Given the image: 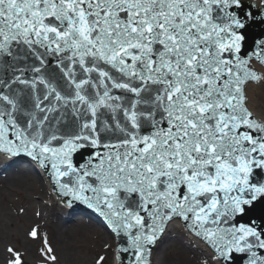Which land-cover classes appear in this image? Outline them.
I'll return each instance as SVG.
<instances>
[{"label": "snow or ice", "instance_id": "6c2138e0", "mask_svg": "<svg viewBox=\"0 0 264 264\" xmlns=\"http://www.w3.org/2000/svg\"><path fill=\"white\" fill-rule=\"evenodd\" d=\"M257 20L264 0H0V159L27 156L98 213L119 264H153L175 220L210 250L201 264H264Z\"/></svg>", "mask_w": 264, "mask_h": 264}, {"label": "rangeland", "instance_id": "374dc122", "mask_svg": "<svg viewBox=\"0 0 264 264\" xmlns=\"http://www.w3.org/2000/svg\"><path fill=\"white\" fill-rule=\"evenodd\" d=\"M256 90L257 101L264 111V81L263 85H259ZM33 178L29 189L15 190L11 188L10 192H5L6 195L0 192V202L3 198L0 211L5 215L6 221V226L0 233V247L4 252V258L0 264H10V261L14 259V253L20 254L22 264H66L62 260L60 249L68 244L78 255L79 264H96V259L101 255L105 258L104 264H114L117 254L116 238L109 234L101 226L99 220L96 221L95 217L80 215L74 213V209L61 207V204H58L47 192L45 183L41 181L42 178L36 177V173ZM33 178L31 177V179ZM2 182L0 181V191L3 189ZM45 204L57 205V212L61 213L64 218L70 216L71 219L67 218V220L75 224L59 241L54 238L56 234L53 230L47 229L46 225L45 228H41V223L44 222L40 219V214L46 213L43 208ZM30 218L34 222H30L28 220ZM81 218L85 221L78 220ZM82 224L86 225L85 228H89V232L81 229L83 228ZM33 228L38 230V236L35 239L30 236ZM79 233H83V236L80 237ZM45 240L47 244H45ZM48 246L53 249L51 255L56 256L55 261H51L43 255V250ZM9 249L13 251L9 252ZM189 259L192 261L191 257ZM202 260H204L202 257L197 261L193 259L196 264H201Z\"/></svg>", "mask_w": 264, "mask_h": 264}, {"label": "bare ground", "instance_id": "6f19581e", "mask_svg": "<svg viewBox=\"0 0 264 264\" xmlns=\"http://www.w3.org/2000/svg\"><path fill=\"white\" fill-rule=\"evenodd\" d=\"M257 88L258 86L247 87L246 93L248 96L250 109L254 112V115L260 116V115H264V111L262 110L261 106L257 101V90H256ZM14 159L10 160V162H8L6 165H0V179L1 181H3L2 182L3 189L0 192H3L4 195H6L5 192H10L11 188L15 190L29 189L31 185V181L34 180L33 178L34 172L31 169L16 167L20 163L18 162V164L16 165L17 162ZM8 166L10 167L13 166L14 169L19 168V170L16 173L15 171L14 172L12 171L10 173V168H8ZM31 177L33 179H31ZM41 181L45 182L43 178L41 179ZM46 190L47 192L51 191V193H53V196L60 198L58 192L55 190L52 191V187L50 188L49 184L46 185ZM56 201H58V203L60 204V201L58 199H56ZM1 202H0V207H1ZM43 208L46 213L40 214V219L44 222L41 223V228L42 229L45 228L46 225L47 229L53 230L54 233L56 234L54 238L57 241H59L61 237H63L69 232L68 230H71V228L74 227L75 224L74 223L72 224L67 220V218L71 219L70 216H65L66 218L65 219L61 213L57 212L58 207L54 205L49 206L48 204H45L43 205ZM4 217L5 215L2 214L0 211V233L6 226V221ZM28 220L30 222H34L31 220V218ZM78 220H84V219L81 218ZM82 227H83L81 228L82 230L89 232V228H85L86 225L82 224ZM184 227L185 226H183L179 220H175L170 223L165 234L161 238V241L159 242L158 246L155 248V251L152 256L153 264H196L193 261V259L197 261V259L201 257L204 258V260L209 258L210 250L208 249L207 245L204 242L200 241L201 240L200 238L198 237L196 238V240L198 239L197 242L199 243V246L197 247H195L193 243L192 245H189L187 242H183L184 235H182L181 233L184 230H186ZM175 233L178 234L173 235ZM79 236L82 237L83 233H79ZM60 253L62 260L66 264H79L80 259L78 255L74 252L71 245L68 244L61 247ZM3 255L4 252L0 247V262L4 258ZM189 257L192 258V261L189 259ZM117 263H118L117 256H115L114 264Z\"/></svg>", "mask_w": 264, "mask_h": 264}, {"label": "water", "instance_id": "95a60500", "mask_svg": "<svg viewBox=\"0 0 264 264\" xmlns=\"http://www.w3.org/2000/svg\"><path fill=\"white\" fill-rule=\"evenodd\" d=\"M252 1L255 2V3H259L260 2V0H252ZM249 3H251V2H249ZM252 4H254V3H252ZM248 33H249V35L246 37V41L249 43V45H251V43H252L253 40H258V39L264 38V23H261L259 20H257L248 29ZM49 72L52 73L53 75H55V65L54 64L52 65V68L49 69ZM259 85H263V81H260L257 84H250L248 87L259 86ZM248 102H249V100H248ZM75 158L77 160H81L82 161V160H84V159L87 158V152H84L83 154H78ZM46 173H47L48 177L51 180L50 174L47 171H46ZM51 183L53 185L52 180H51ZM53 187H54V185H53ZM53 190H55V189L53 188ZM73 207L74 208H79V209L81 208V209H84V210H87V211L93 213L95 216H97L99 219H101L105 223L104 225L107 227V229H109L108 231L111 232V230H110L109 226L107 225L106 221H104V219L98 213H96L94 210H92V209L88 208L86 205H83V204H80V203H75L73 205ZM252 215L254 217H264V205L259 206L256 209V211L254 213H252ZM247 220H248V217H245L242 222H247ZM162 235L159 237V239L157 240V242L160 240V238L162 237ZM118 242H117V245L120 246V242H119V244H118ZM117 264H119V261H118ZM237 264H239V261L237 262Z\"/></svg>", "mask_w": 264, "mask_h": 264}]
</instances>
